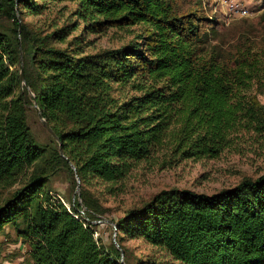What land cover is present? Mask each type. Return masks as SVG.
<instances>
[{
  "label": "trees",
  "instance_id": "16d2710c",
  "mask_svg": "<svg viewBox=\"0 0 264 264\" xmlns=\"http://www.w3.org/2000/svg\"><path fill=\"white\" fill-rule=\"evenodd\" d=\"M60 4L74 20L23 22ZM218 16L201 0H0V196L14 189L0 233L14 229L29 264H264V175L210 195L159 192L110 220L115 243L94 237L104 209L91 186L116 197L141 164L213 160L264 139V15L227 45ZM111 29L134 38L88 52L86 37ZM32 102L56 136L46 145L27 123ZM62 167L81 203L54 198ZM135 239L165 258L130 263L122 242Z\"/></svg>",
  "mask_w": 264,
  "mask_h": 264
},
{
  "label": "rangeland",
  "instance_id": "374dc122",
  "mask_svg": "<svg viewBox=\"0 0 264 264\" xmlns=\"http://www.w3.org/2000/svg\"><path fill=\"white\" fill-rule=\"evenodd\" d=\"M242 2L251 9V13L240 19L224 17L220 5L204 4V12L209 19H213L217 14L221 15L218 16L220 30L217 43L225 45L233 43L237 35L242 33L241 30L251 28L264 15V0H243ZM72 9L73 7L70 5H56L50 13L43 16H24L23 22L43 30L56 19H58L59 25H64L74 20L70 17ZM81 28L82 24L80 23ZM78 34L79 31L74 33V35ZM132 38L134 35L122 37V31L112 29L105 34L88 35L86 41L91 42L88 52L94 53L119 48ZM255 91L259 103L264 106V82L255 88ZM34 104L32 102V105L28 107L27 123L36 142L39 145H46L52 136L38 118ZM263 175L264 139L247 141L241 144V147L224 151L217 159L213 160H187L170 168H164L161 165L141 164L121 184L123 187L116 197L106 195L102 186L89 188V194L97 198L104 209L103 220L93 222L96 224L94 237L104 245L114 243L117 240L116 229L110 220L116 221L121 217L123 211L142 206L159 192L178 189L210 195L232 188L243 179H256ZM49 185L54 198L66 203L67 200H74L77 197V201L81 203L80 185H77L78 190H73L71 179L63 167L52 175ZM13 190L1 194L0 202ZM80 213L84 216V209ZM122 245L128 251L127 260L130 263H136L139 259L145 260L147 257L165 258L163 252L142 240H124ZM28 252V245L17 237L12 227L6 226L0 233V264H29Z\"/></svg>",
  "mask_w": 264,
  "mask_h": 264
},
{
  "label": "built area",
  "instance_id": "2783aa9c",
  "mask_svg": "<svg viewBox=\"0 0 264 264\" xmlns=\"http://www.w3.org/2000/svg\"><path fill=\"white\" fill-rule=\"evenodd\" d=\"M242 1L243 0H202V6L205 8L204 4L220 5L224 17L229 19H240L249 16L251 13V9L244 5Z\"/></svg>",
  "mask_w": 264,
  "mask_h": 264
},
{
  "label": "water",
  "instance_id": "95a60500",
  "mask_svg": "<svg viewBox=\"0 0 264 264\" xmlns=\"http://www.w3.org/2000/svg\"><path fill=\"white\" fill-rule=\"evenodd\" d=\"M20 80H21V82L24 81L23 70H22V69H21V72H20ZM34 107L36 108V113H37L38 118L42 121V123H43L44 127L46 128V130L51 134V136H52L53 138H56V136H55V134L53 133V131L51 130V128L48 126V124H47V123L45 122V120L42 118V115H41L39 109L37 108L36 104H34ZM73 170H74V169H73ZM78 184H79V181L77 182V185H78ZM76 189H77V190L79 189L78 186H77ZM77 190H76V191H77ZM114 243H115V241H114Z\"/></svg>",
  "mask_w": 264,
  "mask_h": 264
}]
</instances>
